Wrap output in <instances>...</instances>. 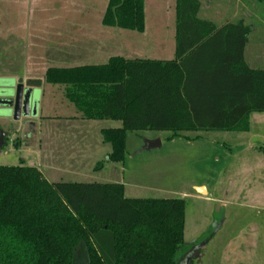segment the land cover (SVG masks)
Listing matches in <instances>:
<instances>
[{"label":"rangeland","instance_id":"1","mask_svg":"<svg viewBox=\"0 0 264 264\" xmlns=\"http://www.w3.org/2000/svg\"><path fill=\"white\" fill-rule=\"evenodd\" d=\"M108 2L0 0V166L36 167L52 184H122L127 198L182 199L179 264H264V115L251 132L183 133L194 141H168L170 132H128L124 162L113 163L102 131L122 123L83 119L65 87L45 81L51 68L105 64L115 56L173 60L178 0H145L143 33L104 26ZM252 5L264 16V4L255 0L226 4L240 16ZM19 83L24 98L31 91L38 102L37 114L22 108L15 118L14 108L2 103L14 99ZM157 139L159 148L145 150ZM195 185L207 186L208 195Z\"/></svg>","mask_w":264,"mask_h":264},{"label":"trees","instance_id":"2","mask_svg":"<svg viewBox=\"0 0 264 264\" xmlns=\"http://www.w3.org/2000/svg\"><path fill=\"white\" fill-rule=\"evenodd\" d=\"M200 11L199 0H178L173 60L115 56L46 72L83 119L122 123L102 131L108 161L124 162L128 132H247L250 115L264 113V69L244 57L250 26L241 19L218 28ZM102 24L143 33L145 0H109ZM124 191L0 166V264H179L184 201Z\"/></svg>","mask_w":264,"mask_h":264},{"label":"crops","instance_id":"3","mask_svg":"<svg viewBox=\"0 0 264 264\" xmlns=\"http://www.w3.org/2000/svg\"><path fill=\"white\" fill-rule=\"evenodd\" d=\"M228 2L238 3L239 0H205L206 11H205V18L203 20L210 21L211 23L216 25V27L221 28L228 23L234 21L236 22L238 20L244 19L245 25L250 26L251 29L248 36V43L246 45L245 53H244L245 62L247 66L251 69H264V32L262 36H260V32L258 30V24L261 23L262 21L261 18L264 16H262V14L258 11L255 5H252V7L246 6V8L249 9V12L244 14L243 16H240L237 14L236 11L235 12L232 10L229 11V9L226 6ZM175 49H176V43H175ZM175 49H174L173 59H175ZM147 59L162 60V59H157L155 57H150ZM10 84H11V80L9 81L8 86ZM261 115H264V113H252L250 115V128L248 132H251L253 129L254 119H258V117H260ZM181 137L185 138L188 141L195 140L194 138L184 135L183 133H179L178 136H173V134L171 133V138H169L168 141H175L176 139H179ZM194 187L195 189L198 187H202L203 189L206 188L204 194L207 193L208 195L207 186L195 185Z\"/></svg>","mask_w":264,"mask_h":264},{"label":"water","instance_id":"4","mask_svg":"<svg viewBox=\"0 0 264 264\" xmlns=\"http://www.w3.org/2000/svg\"><path fill=\"white\" fill-rule=\"evenodd\" d=\"M5 97V96H3ZM3 104L5 106H11L14 108V114L15 118H19L21 114L22 108L25 109L26 114L28 115L31 110L34 109V113L37 114V104L38 102L35 101L34 96H32L31 91L27 93V95L24 98V86L22 83H19L17 86V89L14 94V99L10 100L9 102H6V99L2 100ZM5 144V135L1 134L0 135V153L4 147ZM161 146V141L160 140H155V141H147L145 150L150 151L155 148H159Z\"/></svg>","mask_w":264,"mask_h":264},{"label":"bare ground","instance_id":"5","mask_svg":"<svg viewBox=\"0 0 264 264\" xmlns=\"http://www.w3.org/2000/svg\"><path fill=\"white\" fill-rule=\"evenodd\" d=\"M197 190L201 194H204L205 193V189H203L202 187L201 188H197Z\"/></svg>","mask_w":264,"mask_h":264},{"label":"flooded vegetation","instance_id":"6","mask_svg":"<svg viewBox=\"0 0 264 264\" xmlns=\"http://www.w3.org/2000/svg\"><path fill=\"white\" fill-rule=\"evenodd\" d=\"M184 264H194L192 260H185Z\"/></svg>","mask_w":264,"mask_h":264}]
</instances>
